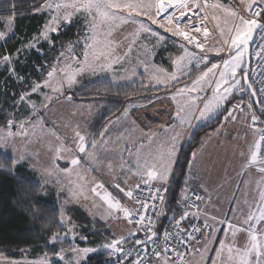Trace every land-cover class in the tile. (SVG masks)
Segmentation results:
<instances>
[{
    "label": "rangeland",
    "instance_id": "374dc122",
    "mask_svg": "<svg viewBox=\"0 0 264 264\" xmlns=\"http://www.w3.org/2000/svg\"><path fill=\"white\" fill-rule=\"evenodd\" d=\"M83 2L85 0H45L34 7L39 8L38 13L45 15V23L40 33L26 45V51H40L42 44H54L53 35L58 34L70 22L79 27L80 35L71 41L60 40L58 42L59 50L51 55L52 62L49 69L40 80L33 81L32 87L28 91L20 94V97L11 105L13 108L6 112L8 117L3 123H0V138H3L0 156L15 160V165L27 167L33 180L43 188L46 194L55 193L65 196L60 207L61 223L64 230L56 235L59 237L56 242L53 243V238L51 239L50 246L53 247V251L47 254L42 252L36 254L33 253V250L27 249L20 252L18 258L0 255V264H43V262H47V264H84L89 257L101 251L112 254L111 249L105 246L110 245L113 240L124 238V243L120 247L127 246L131 237L128 227V225L131 226L129 220L125 218L122 211L109 208L108 203L102 197L107 195L111 202H119L121 208L132 211L131 199L133 196L128 198L126 195L125 197L124 192L130 190L134 193L133 188L144 182L157 183L148 177V171L158 168L160 170L164 166L168 167L167 180L170 179L168 183H171L176 166L172 172L170 167L172 163H175L179 149L177 139L173 140L176 134L174 133L171 138L169 132L184 131L185 133L186 131L187 133L189 131L192 135L197 129L211 123L221 115V124L216 131L210 133L211 135L219 136L223 132V136L219 139L227 144L230 141V135H233L235 139L246 135L248 139L251 133H257L258 142L260 131L254 128L252 116L255 115L257 117L255 123H259L264 121V115L258 112L249 95L241 97L240 94L243 90L234 87L235 80H239L244 89L241 72H244L246 65L245 55L242 58L241 69L237 70L235 78L229 75L228 83L221 88V94L227 97L223 101L222 107L207 114L204 118L199 116V109H202L203 104L213 98V91L216 83L220 80V73L224 71V62L235 55L230 38L235 35L234 27L238 25L239 21L236 17L230 16L228 10H234L247 18L245 5L251 3V0H245V3H241L240 0H228L227 2L207 0L208 5L221 6L207 7L206 9L220 35L221 40L217 42V45L223 44L228 47L226 55L220 48L200 53L181 37L172 35L159 24H153L146 16H138L135 12L129 15L127 9L120 11L104 8L110 14L115 12L116 15L126 18L127 22L122 23L120 20L101 21L94 9L89 15L83 9L76 11L72 7H60L59 9L55 7L57 4L70 5ZM100 2L102 5L109 2L125 4L130 0H100ZM198 2L203 4L204 0H198ZM257 3H260V0H257ZM11 11L15 12L16 10ZM65 15H68V21L64 20ZM14 18L15 16L12 14L11 17L2 19L4 30L0 33L3 34L4 39L0 40V44H5L12 35ZM93 23L97 25L95 30L90 27ZM141 23L151 31H139ZM173 26L169 25V27ZM52 28H55L56 31H51ZM221 29H223V33ZM46 30L47 38L44 36ZM93 31H95V42H93ZM226 40L229 43H225ZM86 45H90V47H86ZM185 48L189 52L196 53L197 59L206 54L207 63H201L197 67L194 60L190 67L178 71L175 61L184 55ZM215 50H220L219 54ZM85 53L88 56L86 65L84 62ZM74 57L76 59H73ZM109 63H111V68L103 67ZM11 64L12 59L10 63L4 62L3 58L0 59V68ZM212 65L220 67L213 69V72L209 73L206 80L202 82V91L199 90L201 86H197V91H186L182 95L178 93L179 89L192 87L203 72ZM81 66L84 67V70L77 72V68ZM53 69L56 71L54 77L49 81V86H41L33 92V86L35 84L43 85L49 79L48 73ZM73 72L76 73L75 80L69 87L64 76L66 73ZM165 72L169 75L176 73L178 79L166 80ZM153 76L165 79L166 83H156ZM61 80L63 87L60 88V91H53V88L60 87ZM102 81H109L116 88L144 87L145 89H163L166 92L148 103L130 106L120 119H116L111 124L112 127L110 125L102 136L95 138L87 128L88 123L93 119V112L87 109H85L86 111L82 110V107L79 108L80 106L73 101L72 96L76 91ZM229 87L232 88L230 94L225 92V89ZM21 96L24 98L21 99ZM174 96L175 99H173ZM189 97H199V99H196L193 104L189 101ZM249 104H251V108ZM178 106L184 108L181 116H186L191 110V114L186 117V123L182 124L176 115ZM140 111L141 113H139ZM147 114L160 120L165 117L172 124L160 127L158 132L157 130L153 131L155 125L152 120L143 118ZM137 117L141 120L136 124L134 118ZM9 120L12 121L11 128L8 127ZM22 122L23 128L20 127ZM123 122L128 123L129 127L125 126ZM132 124L138 127L140 125L142 131L136 132L135 126ZM111 130H113V134L107 135ZM9 132L13 133L11 137L7 135ZM76 132L85 137L86 151L83 153L79 152V140ZM21 133H26V135ZM106 137L108 138L105 139ZM92 144H95L94 148L91 146ZM173 144L175 145V154L169 156L168 149ZM162 149L165 156L161 155L162 151L160 150ZM218 150L213 145L211 146L204 162L205 166H209L214 161V164L212 163L214 167L221 170L230 164L231 159L227 157L229 150L222 149L226 153L221 156ZM158 152H160L159 155ZM211 154H213V158H211ZM219 157L222 158L219 160ZM72 159H78L80 163L72 165ZM258 160L260 161V158ZM160 162L163 165L159 167ZM258 167L261 166L258 165ZM251 169H255V167ZM247 179L248 174L229 209L228 217L227 215L224 217V232H218L217 228L213 233L212 228L213 234L211 233L210 238L188 261L173 262L163 255L153 264H163L164 259L168 260V264H212L214 260L216 264H239L236 249L243 252L251 242L250 237L244 231L236 232V235L233 236L234 229H230L228 224L237 228H249V225L244 224L243 221L249 212L259 215L260 203H262L261 193H264L261 186H256L254 191L250 189L248 192ZM158 182L162 183L161 180ZM99 185H103V187H99ZM116 187H119L123 193H119ZM188 187L187 182L183 198L189 192L187 191ZM118 193L119 196L115 195ZM121 197L126 200L121 202ZM241 202L244 203L242 207L238 208ZM72 207L84 210L91 219L103 221L111 230L112 239L104 241L99 248L81 246L78 240L83 239L80 234L82 228L67 213L68 209ZM250 223L257 225L256 221ZM260 225H264V221H260L257 225V234L260 232ZM260 238L264 241V236ZM127 242L128 244H126ZM221 242L233 247L232 260L228 259L229 253L226 248L220 250ZM84 248L93 249V251L83 253L82 249ZM204 249L207 250L204 251ZM217 251L221 252L220 257L216 256ZM60 256H63L62 260L59 258Z\"/></svg>",
    "mask_w": 264,
    "mask_h": 264
},
{
    "label": "trees",
    "instance_id": "16d2710c",
    "mask_svg": "<svg viewBox=\"0 0 264 264\" xmlns=\"http://www.w3.org/2000/svg\"><path fill=\"white\" fill-rule=\"evenodd\" d=\"M43 1L0 0V31L4 30L2 19L12 14L15 16L12 35L5 44H0V59L4 56L12 59L11 65L0 68V123L8 117L6 112L13 108L11 105L20 94L28 91L33 81L40 80L49 69L51 55L59 50L58 42L71 41L80 35L79 27L70 22L53 35L54 44H42L40 51H26V45L40 33L45 23V15L37 12L38 7L34 8ZM165 92L163 89L144 87L116 88L109 81H102L76 91L72 98L79 108L93 112V119L87 128L93 137L99 138L130 106L148 103ZM261 114L264 115V109ZM220 116L192 133L181 149L162 225L178 216L193 153L202 146L205 136L220 126ZM12 161L0 156V255L18 258L20 252L27 249L36 254H47L53 251L51 239L64 230L60 207L65 196L46 194L33 180L27 167L15 165ZM67 213L82 228L80 234L83 239L78 240L81 246L99 248L104 241L112 239V232L106 224L99 219H91L84 210L72 207ZM110 257V253L101 251L89 257L84 264H107Z\"/></svg>",
    "mask_w": 264,
    "mask_h": 264
},
{
    "label": "snow or ice",
    "instance_id": "6c2138e0",
    "mask_svg": "<svg viewBox=\"0 0 264 264\" xmlns=\"http://www.w3.org/2000/svg\"><path fill=\"white\" fill-rule=\"evenodd\" d=\"M241 3H245V0H240ZM257 3V0H251V3H246L245 5V11L249 13V16L246 18L243 14H240L234 10L229 9V15L232 17H236L239 21L238 25L234 27L235 35L230 38V44L233 49H236L235 55L231 56L230 59L226 60L223 64L224 71L220 73V80L216 83L215 89L213 91V98L209 100L208 102L203 104L202 109H199V116L201 118L206 117L207 114L211 113L214 110L219 109L223 105V101L227 98L225 95L221 94V88L223 85L228 83V76L231 75V77L235 78L237 70L241 69L243 60L242 58L248 51L249 42L252 40L253 33L256 29H260L261 33L264 34V24H262L257 18L261 17V14L264 13V7H253ZM260 4L264 5V0H260ZM57 9L60 7H72L76 11H80L81 9L85 10L89 13V15L92 14L93 9L95 10L96 14L99 16L101 21H114V20H120L122 23H126L127 20L124 17H120L116 15L115 12L109 13L108 11L104 10V8H111V9H117L120 11H123L125 9L129 10V15H131L132 12H135L136 15H143L146 16L148 20H150L153 24H159L160 27L164 28L166 31H169L174 36L181 37L184 41L187 42L189 45H194L195 48L199 49L202 53H206L205 44L207 43V36L209 34V29L207 26H204L203 28L200 26L203 24L205 20H207V15L201 16L197 10L202 12L207 7H221L220 5H208L207 0H204V3L201 4L198 2V0H130V2L125 4H115V3H107L106 5H102L100 0H85L83 3H73V4H64L55 5ZM171 10V11H170ZM164 14H167L164 16ZM164 16L163 20H161V17ZM215 19V17H213ZM55 19V18H54ZM68 15L64 16V20L68 21ZM70 22V21H69ZM169 25H174L173 27H169ZM90 27L95 30L97 25L95 23L91 24ZM47 28V26H46ZM187 29V30H186ZM51 31H56L55 28H52ZM139 31H151L149 28L145 27L143 23L140 24ZM231 31V29H230ZM203 32V35L205 37L204 42H201L196 36L191 35L190 33H201ZM221 32L223 33V29H221ZM155 35V33H153ZM45 38H47V30L44 33ZM4 39V36L2 33H0V40ZM262 39H264V36H262ZM93 42H95V31H93ZM225 43H229L228 40L225 41ZM34 46V45H33ZM86 47H90V45H86ZM217 54H219L220 50H215ZM261 53H264V44L260 45V51L256 53V57L258 59H264V56L261 55ZM63 55V53H61ZM73 59H76L75 57ZM207 55H202L197 59V54L193 52H189L187 48L184 49V55L178 58L175 61L177 70L180 71L182 68L190 67L192 62L195 60L196 66L199 67L201 63H207ZM88 56L87 53H85L84 62L85 65L87 64ZM3 61L10 63L11 58L9 56H4ZM107 68H111V63L103 66ZM220 67L219 65H212V67L208 68L207 71L203 72V74L200 76L198 80L195 81V84L186 89H179V94H184L187 92H194L198 90L197 86H201L202 82L206 80L209 73L213 72V69ZM84 70V67H78L77 72H81ZM55 69L50 71L48 73V80L44 82L43 85L41 84H35L32 88V91H37L41 86H49V81L54 77L55 75ZM63 71V70H61ZM163 71V70H159ZM75 72L70 74H65L64 79L67 80V84L70 87L75 80ZM164 76L166 77V80L174 81L178 79V76L176 73H173L171 75L164 73ZM241 78L247 80V74L244 72H241ZM153 79L158 84H165L166 80L161 79L158 76H153ZM60 87H55L52 90L53 91H60V88L63 87V81L61 80L59 82ZM209 87H211V84H209ZM234 87L240 88V90H243V86L240 85L239 80H235ZM248 88H252L251 83L248 84ZM199 90H203L202 86L199 87ZM232 91V88L229 87L225 89V92L230 94ZM261 91H264V88L261 89ZM253 95H255V91H253ZM24 97L21 96V99ZM69 99H71L69 97ZM175 99V96L173 97ZM196 99H199V97H189V101H191L193 104ZM249 107L251 108V104H249ZM184 111L183 107L178 106L177 110V117L179 118L180 122L186 123V117L187 115L191 114V110H189V113L186 114V116H181V112ZM229 115H231V112H229ZM227 119V117H225ZM257 120V117L255 115L252 116V123L253 126L255 125V122ZM23 122L21 123L20 127L23 128ZM8 127H12V121L9 120ZM261 135L259 137V142L254 146V150L252 151L250 155V164H256L258 163V155H259V149L261 146L260 142H264V130H260ZM26 135V133H21ZM9 137L13 135V133L9 132L7 134ZM76 136L79 140V152L83 153L86 151V145H85V137L82 136L79 132H76ZM151 139L150 137L148 138ZM173 140H175V136L173 137ZM3 138H0V147H3ZM93 148L95 147V144L91 145ZM169 156H173L175 154V145H171L168 149ZM195 156V153H193V157ZM13 163L16 161L13 160ZM80 161L78 159H72L71 164L77 165ZM260 164H264V161H259ZM155 167V166H153ZM258 171L261 173H264V166H261L258 168ZM148 177L150 179H156L157 177L163 181L167 182L168 175H169V168L164 167L163 171L157 172L155 170H150L147 173ZM99 187H103V185H99ZM139 187V185H137ZM95 191V189H93ZM156 193H161L164 191H167V189H161L156 188ZM99 195V193H97ZM126 195L131 198L133 196L132 191H127ZM199 198V197H198ZM102 199H104L108 203V207L112 209H116L118 211H122L124 213L125 218L129 220V223L132 222L131 217L133 215V212L128 210L127 208H121L119 202H111L109 200V197L107 195L103 196ZM152 200H159L161 203L163 202L164 197L162 195H154L151 197ZM261 201L262 205L259 212V217H257L254 213L249 212L246 216L245 220L243 221L244 224H248L249 228H237L232 224H228V227L233 230V236L236 235V232L244 231L248 233V236L250 237V244L247 246V248L241 252L240 249H236V253L239 256V264H264V241L261 240V236H264V225H260V232L257 234V225L260 221H264V193H261ZM137 202H140L139 200ZM141 203V209L137 210L139 211H147L149 205L144 202ZM155 208V206H152ZM189 213L185 212L179 219L176 221V227L179 228L180 222L183 220H186L188 218ZM146 217L145 215H139V219L136 221L138 225L141 226V228H146L147 231H145V237L146 239H141L139 236H136V232L131 233L132 236H136L135 244L136 245H145L143 251L146 253L147 248L146 244L148 242H151L153 244V256L157 258V260H160L162 256L169 252V247L167 244V241L170 238V233L165 232L163 235V240L165 241V246L163 249V253L160 251H156V240L154 238L157 237V233L152 230L154 225L152 224V221L149 219L147 224H145ZM256 221L257 225H253L250 222ZM223 223V222H222ZM205 227H208L207 224H205ZM141 229H137V231H140ZM194 232H200V228L196 227L193 229ZM179 235V233H177ZM58 236H54L52 242H56L58 240ZM189 239H195V236H193L191 233H189ZM185 241H182V243ZM124 243V238L113 240V242L110 245H106L105 247L110 248L112 251V254L122 253L125 257L131 256V251L125 253L124 249L120 247ZM227 249V252L229 253L228 259L232 260V253H233V247L225 245L223 242L220 243V250ZM207 249H204L206 251ZM90 251H93V249L84 248L82 249L83 253H88ZM172 251H175V249H172ZM175 254L178 258L181 257V254L178 251H175ZM139 255V253H137ZM221 252L217 251L216 256L220 257ZM61 260L63 259V256L59 257ZM43 264H47V262H43ZM134 264H150V262L145 261L143 257L140 259L135 260ZM163 264H168V260L164 259ZM212 264H216V261H212Z\"/></svg>",
    "mask_w": 264,
    "mask_h": 264
},
{
    "label": "built area",
    "instance_id": "2783aa9c",
    "mask_svg": "<svg viewBox=\"0 0 264 264\" xmlns=\"http://www.w3.org/2000/svg\"><path fill=\"white\" fill-rule=\"evenodd\" d=\"M258 6L264 7V5H261L260 3L253 5L254 8ZM197 11L201 16L207 15V20H205L203 24L200 25L202 28L207 26L209 29L207 43L205 44L206 50L210 51L214 50L215 48H220L224 50V55H226L228 52V47L224 46L223 44L217 45V42L221 40L220 35L207 9L205 8L202 12L199 10ZM246 15L248 17L249 13H246ZM257 19L262 24H264V13H262L261 17ZM190 34L196 36L201 42H204L205 40L203 32ZM262 36H264V34H262L261 30L258 29L251 43V70L249 80L258 97L261 108L264 109V91H261V89L264 88V59H258L256 57V53L260 51V45L264 44V39H262ZM191 46L198 52L202 53L199 49L195 48L194 45ZM261 55L264 56V53H261ZM254 128L259 129V131L264 130V121L255 123ZM260 135L261 131L259 133V137ZM260 143V156L258 155V158H260V161H264V142ZM170 184L171 183L156 184L152 182L138 184L139 187L136 186L133 193L134 209L131 211L133 212V215L131 217L132 222L130 224L132 227V233L136 232V236H139L141 239H146L145 231H147V229L141 228V226L136 223V221L139 219V215H145V224H147L148 220L150 219L154 225L152 230L157 233V237L154 238L156 240V251L163 253L165 246L163 235L165 232H168L171 234L169 240L167 241L170 250L168 253L164 254V256L173 262H185L188 261L194 254H196L211 236L212 225L208 221L209 215L206 209L209 199L207 196L197 190L189 191L180 203V212L178 217L162 225V219L166 210L170 192ZM156 188H166L167 191L156 193ZM154 195H162L164 197L163 202L161 203L159 200H152L151 197ZM138 200L149 205L146 212L142 210L137 212V210L141 209V203L137 202ZM153 205L155 208L152 207ZM185 212L189 213L188 218L181 221L179 228H177L176 221ZM205 224H207L208 227H205ZM196 227L200 228V232L193 231V229ZM137 229L141 230L137 231ZM177 233H179V235H177ZM189 233L195 236V239H189ZM136 236L131 235L129 239L130 243L123 248L125 253L131 251V256L125 257L122 253L111 254L107 264H134L135 260L140 259L141 257H143L145 261L150 262V264H153L157 260V258L153 256V244L151 242L146 244L147 251L145 253L143 251L145 245L135 244ZM182 241L185 242L182 243ZM172 249L178 251L181 254V257L178 258L175 254V251H172ZM137 253H139V255H137Z\"/></svg>",
    "mask_w": 264,
    "mask_h": 264
},
{
    "label": "crops",
    "instance_id": "0c3cea01",
    "mask_svg": "<svg viewBox=\"0 0 264 264\" xmlns=\"http://www.w3.org/2000/svg\"><path fill=\"white\" fill-rule=\"evenodd\" d=\"M139 113H141V111ZM143 118L146 120L148 119L152 120V122L155 125L153 131L157 130V132L160 130V127H166L172 124L171 121L166 120L167 118L165 117H163V119L160 120L158 118H155V116L153 117L151 114L144 115ZM134 119H135L136 124L139 122V120H141L138 117ZM123 124L129 127L128 123L123 122ZM133 126H135L136 132L142 131V128L140 125L139 127L136 125H133ZM174 133L176 134L175 139H177V147L179 149V152H178V155L176 156L175 163L171 164V167H170L171 172L173 171V169L175 168L177 164V159H178L181 149L183 148L184 144L187 142V140L191 136V133L189 131L187 133L186 131L185 133L184 131H181V132L174 131V132H169V134L171 135V138L174 136ZM110 134H113V130H111L110 133H107V135H110ZM223 134L224 133L221 132L219 136H216V134L215 135L208 134L207 136H205V138L203 139L202 146L197 150V152L195 153V156L193 157L191 161L189 176H188V181H187L189 184L187 191L199 190V192H202L209 197L210 200L207 204V213L209 215L208 221L210 222L213 228V233H214V230H217V228L219 229L218 232H222V231L224 232L223 230L225 228L223 226L224 221H225L224 217L225 215H227L228 217L229 209L233 205L234 199L241 187L243 180L247 176V174H248V179L246 181L247 182L246 186L248 188V192L250 191V189H253L254 191L256 186H261L262 190L264 191V173H261L260 171H258V168H259L258 165L259 166H264V165H260L259 160H258V163L256 164L249 163L250 155L252 151L254 150V146L257 144V133L256 134L253 133L254 135L251 133V136L248 137V139L246 135L239 136L237 139H235L233 135H230L229 137L230 141L227 144H224V141L219 139L221 136H223ZM131 135L133 136V134ZM107 138L108 137H106L105 139ZM212 145L214 146V148L219 149L218 151H219L220 156L226 153V151L223 152L222 149L226 148L229 150L227 152V157L231 159L230 164L229 165L227 164V166H225L221 170L214 167L213 165L214 161H212L209 166H205L204 164ZM160 151H162L161 155L165 156L163 149ZM159 154L160 152H158V155ZM211 158H213V154H211ZM221 158L222 157H219L218 159L220 160ZM161 165L163 164H161L160 162L159 167ZM164 167H161L160 170L158 168L155 171L157 172L163 171ZM252 167H255V169H251ZM152 180L156 181L157 182L156 184H166V183L168 184L170 179L167 180V182L162 181V183L158 182L160 180L158 177ZM135 188H133V190H135ZM116 189L119 193H123L119 187H116ZM119 193L115 195L119 196ZM124 195L126 197L125 192H124ZM120 200L121 202H124L126 198L121 197ZM243 203L244 202H241L238 208L242 207ZM261 205L262 203H260V208H261ZM131 208L134 209L133 197L131 199ZM256 216L259 217V215H256ZM128 227H129V231L131 234L132 233L131 226L128 225Z\"/></svg>",
    "mask_w": 264,
    "mask_h": 264
},
{
    "label": "water",
    "instance_id": "95a60500",
    "mask_svg": "<svg viewBox=\"0 0 264 264\" xmlns=\"http://www.w3.org/2000/svg\"><path fill=\"white\" fill-rule=\"evenodd\" d=\"M257 30L258 29H256L254 31L253 36H252V40L249 42L248 51L245 54L246 65H245V68H244V73L247 74V80L243 79L244 89L241 92L240 96L241 97H245V96L249 95L251 97L254 105H255V108L261 114L262 113V108L260 106L258 97H257L256 93H255V95H253V91H254L253 88H248V84L250 83L249 76H250V70H251V43H252V41H253V39H254V37L256 35ZM236 51H237L236 49H233V52H236Z\"/></svg>",
    "mask_w": 264,
    "mask_h": 264
},
{
    "label": "bare ground",
    "instance_id": "6f19581e",
    "mask_svg": "<svg viewBox=\"0 0 264 264\" xmlns=\"http://www.w3.org/2000/svg\"><path fill=\"white\" fill-rule=\"evenodd\" d=\"M166 15H167V14H164V16H166ZM164 16H162L161 19L164 18Z\"/></svg>",
    "mask_w": 264,
    "mask_h": 264
}]
</instances>
